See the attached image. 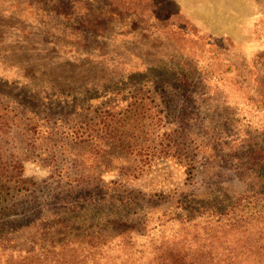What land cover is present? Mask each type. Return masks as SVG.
<instances>
[{
    "label": "rangeland",
    "instance_id": "rangeland-1",
    "mask_svg": "<svg viewBox=\"0 0 264 264\" xmlns=\"http://www.w3.org/2000/svg\"><path fill=\"white\" fill-rule=\"evenodd\" d=\"M263 144L264 0H0V223L222 208Z\"/></svg>",
    "mask_w": 264,
    "mask_h": 264
},
{
    "label": "trees",
    "instance_id": "trees-1",
    "mask_svg": "<svg viewBox=\"0 0 264 264\" xmlns=\"http://www.w3.org/2000/svg\"><path fill=\"white\" fill-rule=\"evenodd\" d=\"M251 152L245 171L238 168L243 189L222 208L174 204L139 214L132 225L117 208L85 218L70 208H45L28 221L0 223V264H264V144ZM9 202L0 193V214L12 212ZM85 241L95 246L89 256L81 252ZM100 249L106 256H96Z\"/></svg>",
    "mask_w": 264,
    "mask_h": 264
}]
</instances>
